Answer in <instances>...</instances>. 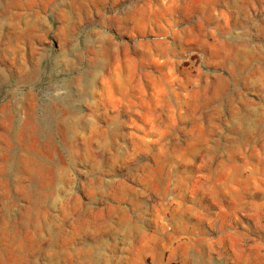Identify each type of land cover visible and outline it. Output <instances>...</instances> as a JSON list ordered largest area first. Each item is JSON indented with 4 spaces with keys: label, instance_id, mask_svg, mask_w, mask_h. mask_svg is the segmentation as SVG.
Masks as SVG:
<instances>
[{
    "label": "rangeland",
    "instance_id": "374dc122",
    "mask_svg": "<svg viewBox=\"0 0 264 264\" xmlns=\"http://www.w3.org/2000/svg\"><path fill=\"white\" fill-rule=\"evenodd\" d=\"M0 264H264V0H0Z\"/></svg>",
    "mask_w": 264,
    "mask_h": 264
}]
</instances>
